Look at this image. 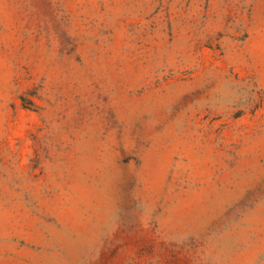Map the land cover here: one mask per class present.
<instances>
[{
    "label": "rangeland",
    "instance_id": "1",
    "mask_svg": "<svg viewBox=\"0 0 264 264\" xmlns=\"http://www.w3.org/2000/svg\"><path fill=\"white\" fill-rule=\"evenodd\" d=\"M0 264H264V0H0Z\"/></svg>",
    "mask_w": 264,
    "mask_h": 264
}]
</instances>
